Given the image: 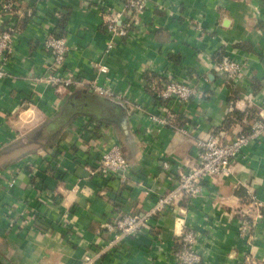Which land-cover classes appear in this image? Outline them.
<instances>
[{
  "label": "crops",
  "instance_id": "crops-1",
  "mask_svg": "<svg viewBox=\"0 0 264 264\" xmlns=\"http://www.w3.org/2000/svg\"><path fill=\"white\" fill-rule=\"evenodd\" d=\"M8 1L0 0V9ZM14 1L32 16L0 11V31L11 23L22 28L17 55L0 81V264H176L184 226L204 234L207 264H264V137L243 150L232 177L205 181L191 203L177 197L149 229L103 252L112 239L105 223L145 214L177 185L178 178L159 169L161 160L178 176L197 163L200 142H231L260 118L264 0H151L131 18V38L117 40L107 56L110 36L98 2L119 7V0ZM61 14L68 21L57 31ZM50 34L68 41V72L106 85L113 95L83 85L58 90L38 80L49 72L44 40ZM225 55L249 60V78L237 88L215 71ZM98 62L108 66L107 75L99 73ZM147 73L196 83L203 96L186 105L161 103L148 89ZM162 105L176 128L157 134L148 115H166ZM113 145L131 165L126 183L88 171ZM32 160L40 165L34 176ZM247 189L262 204V218L245 240L239 218Z\"/></svg>",
  "mask_w": 264,
  "mask_h": 264
},
{
  "label": "built area",
  "instance_id": "built-area-1",
  "mask_svg": "<svg viewBox=\"0 0 264 264\" xmlns=\"http://www.w3.org/2000/svg\"><path fill=\"white\" fill-rule=\"evenodd\" d=\"M151 0H119L118 6L105 7L98 2L101 9L100 17L107 26L110 40L105 49V56L111 55L117 48L116 41H128L132 36L133 23L131 18L137 13H144ZM19 3L9 0L3 4L0 11L6 15L32 16V10L22 14L18 8ZM21 33L18 23H11L3 31H0V81L8 76L6 66L17 55V38ZM44 48L50 54L51 62L48 66V74L41 77V80L48 86L56 87L58 90L71 88L74 86H84L90 91L112 96L110 89L106 85H100L98 81L84 83L78 79L76 74L70 73L65 69L67 62L69 45L66 38L48 35L44 40ZM248 58L236 59L225 55L216 64L215 71L230 86L237 88L242 82L248 80ZM99 73L107 75L109 68L103 62L95 64ZM152 92L156 99L161 103L177 102L186 105L193 99L203 96L201 87L192 82L180 80L171 74H159L158 79L152 84ZM160 109L166 114L157 116L148 115V121L152 132L159 133L165 127L173 126L170 121V109L162 105ZM174 127V126H173ZM176 128V127H174ZM181 131H184L183 129ZM264 137V110L259 119L255 120L249 132L240 134L231 142L223 143L217 138L210 137L198 144L200 152L195 166L186 172H180L178 176L173 174L175 166L168 161L161 160L159 169L169 178H178L175 188L158 200V203L145 214L128 213L122 217L104 224L105 230L112 236L103 252L120 249L123 242L130 236H137L142 231L149 229L154 217L162 213L166 206L170 205L177 197L188 202L196 200L201 196L204 183L215 178L228 179L233 176V164L240 157L243 150L255 141ZM28 168L32 170V176L40 169L36 160L28 163ZM18 171V169H16ZM90 176L101 178H115L126 183L131 176V165L124 155L119 145H113L108 150L101 152L97 165L89 170ZM0 175H3L0 172ZM16 177H12L9 184L13 186ZM246 208L240 214L239 233L247 240L252 238L259 220L262 218L260 212L262 204L251 189H247L245 194ZM210 231V229H209ZM179 250L175 255L176 264H207L209 256V244L204 234L195 230L183 227L178 240Z\"/></svg>",
  "mask_w": 264,
  "mask_h": 264
},
{
  "label": "trees",
  "instance_id": "trees-1",
  "mask_svg": "<svg viewBox=\"0 0 264 264\" xmlns=\"http://www.w3.org/2000/svg\"><path fill=\"white\" fill-rule=\"evenodd\" d=\"M60 20H61V23L59 24V26H58V28H57V31H64V28H65V26H66V24H67V21H68V15H63V14H61L60 15ZM22 22L25 24L26 22H27V19H25V20H22ZM18 27H19V29H20V31L22 30V28H21V26L20 25H18ZM58 36H60L59 34H58ZM57 36V37H58ZM148 75H146L147 76V79H148V81H149V83H150V85L151 84H153V82L155 81V78H156V76H155V74H149V73H147ZM149 85V86H150ZM148 86V89H149V91H152V88L151 87H149ZM232 87V86H231ZM99 127V126H98ZM249 132V131H248ZM244 133H247V132H244ZM243 198H244V201L246 202V198H245V195L243 196ZM178 251V250H177Z\"/></svg>",
  "mask_w": 264,
  "mask_h": 264
}]
</instances>
